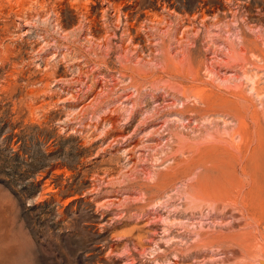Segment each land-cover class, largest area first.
<instances>
[{
  "label": "rangeland",
  "instance_id": "rangeland-1",
  "mask_svg": "<svg viewBox=\"0 0 264 264\" xmlns=\"http://www.w3.org/2000/svg\"><path fill=\"white\" fill-rule=\"evenodd\" d=\"M106 1L0 7V264H264V0Z\"/></svg>",
  "mask_w": 264,
  "mask_h": 264
},
{
  "label": "bare ground",
  "instance_id": "bare-ground-1",
  "mask_svg": "<svg viewBox=\"0 0 264 264\" xmlns=\"http://www.w3.org/2000/svg\"><path fill=\"white\" fill-rule=\"evenodd\" d=\"M41 1V2H40ZM66 1V0H65ZM80 1H82V0H67V3L68 2H73V4H75L76 5V10H79V11H81V13H80V15H82V18H88V17H91V20H89V23L90 24H93V26H95V14H96V12H98V9H96V7H97V2H98V0H86L84 3H87V4H89V5H85L84 3H83V5H81L80 4ZM101 2L102 1H104V0H100ZM127 1V0H126ZM131 1V0H130ZM135 2H136V0H134ZM134 1H132V2H134ZM229 1V0H228ZM22 1L21 0H0V7L1 6H7V7H9V8H13V5L14 6H17V7H20V8H22L23 7V4H24V2H25V0H23V2L21 3ZM30 2H32V3H34V4H39L40 5V7H41V9L42 8H46L47 7V5H46V3L47 2H50L51 3V10L54 12L55 10L54 9H56V8H60L61 10L60 11H62L63 9H65V8H67L68 6H65V5H63L64 3H62V0H30ZM121 2H125V0H121ZM132 2H128V3H126V4H129V6H132ZM175 2V1H174ZM185 2V1H184ZM226 2V1H225ZM106 3L107 4H109V5H111V6H113V8H114V11H115V14H116V20H119V18H120V15H123L124 16V24H125V26L126 27H123V28H125V30H127V31H129L131 28H134L133 27V24H130L128 21H132V20H137L138 19V15H135V13H134V7H135V4H133V6H132V8H129V10L128 11H126V12H124V11H121L120 10V8H122V6H121V4H118V5H116V3H120V1L119 0H107L106 1ZM153 3V2H152ZM198 3V4H197ZM196 4H197V6L195 7V14L197 13V14H201L202 16H205L206 17V15H208V13H212V14H214V12H216V10L218 11V8L217 9H215V11L213 12V9L211 10L210 8H209V6H207V3H206V1L205 0H199V2H197ZM220 3V2H219ZM123 4V3H122ZM227 4V3H226ZM231 4V3H230ZM71 5V4H70ZM101 5V4H100ZM148 5V4H147ZM153 5V4H152ZM171 5H174V4H171ZM170 5V6H171ZM176 5V4H175ZM33 6V5H32ZM61 6V7H60ZM73 6V5H72ZM155 6L156 7H160V8H165L166 6H165V1L164 0H155ZM222 6V5H221ZM34 7V6H33ZM82 7H84L83 9L84 10H82ZM151 7H153V6H151ZM178 7V6H177ZM211 7V6H210ZM217 7V6H216ZM19 8V9H20ZM87 8V11H86V13H84L83 14V12H85V9ZM176 8V7H175ZM174 8V9H175ZM179 8V7H178ZM177 8V9H178ZM214 8V7H213ZM221 8V7H220ZM224 8H227V7H223V12L225 11L224 10ZM8 9V8H7ZM23 9V8H22ZM110 9V8H109ZM151 9H154V8H151ZM167 9V8H166ZM228 9V8H227ZM136 10V9H135ZM138 10V9H137ZM148 10L150 11V9L148 8ZM147 10V11H148ZM179 10H180V8H179ZM185 10V9H184ZM192 10H194V9H192ZM191 10V11H192ZM220 10V9H219ZM222 10V9H221ZM18 11H20V10H18ZM143 11V10H142ZM141 11V12H142ZM147 11H145V12H147ZM159 11H161V10H159ZM177 11V10H176ZM10 12H11V10H10ZM104 10H99V13L101 14V16L103 17L104 15ZM145 12H143V13H145ZM156 12V11H155ZM155 12L153 13V11H152V14L150 15L149 13V15H150V17H152V18H154L153 20H155V22H161V20H157L156 19V14H155ZM170 12V11H169ZM172 12H173V10H172ZM186 12V11H185ZM98 13V14H99ZM106 13V12H105ZM217 13V12H216ZM221 13V12H220ZM90 14H93L92 16L90 15ZM167 14V13H166ZM173 14V13H172ZM177 14V13H176ZM218 14H219V12H218ZM224 14V13H223ZM58 15V14H57ZM63 15V14H62ZM95 15V16H94ZM168 15V14H167ZM166 15V16H167ZM178 15V17H180V15L179 14H177ZM186 15V14H185ZM200 15V16H201ZM144 16H147V15H145L144 14ZM160 16V15H159ZM182 16H184V13H183V15ZM188 16V15H187ZM187 16H186V18H187ZM196 16V15H195ZM215 15H213V17H214ZM217 16V15H216ZM63 17V16H62ZM106 17V16H105ZM122 17V16H121ZM149 17V16H148ZM185 17V16H184ZM192 17H194L193 15H192ZM191 17V18H192ZM60 18V17H59ZM140 18V17H139ZM159 18H161V17H159ZM188 18H189V16H188ZM204 18V17H203ZM63 19V18H62ZM90 19V18H89ZM97 19H99V18H97ZM101 19V18H100ZM105 19V18H104ZM163 19H165V17L163 18ZM182 19V18H181ZM185 19V18H184ZM216 19V18H215ZM57 20V19H56ZM84 20V19H83ZM87 20V19H86ZM115 20V21H116ZM146 20V19H145ZM153 20H151V22L153 21ZM176 20V19H175ZM183 20V19H182ZM188 20V19H187ZM204 21H205V18L203 19ZM202 20V21H203ZM144 21V20H143ZM143 21H141V22H143ZM178 21V20H177ZM181 21V20H180ZM191 21V20H190ZM61 22V21H60ZM88 22V21H87ZM97 22V21H96ZM120 22V21H119ZM140 22V23H141ZM147 21H145V23H146ZM150 22V21H149ZM148 22V23H149ZM163 22V21H162ZM161 22V23H162ZM186 22V21H185ZM106 23V22H105ZM133 23V22H132ZM139 23V22H138ZM138 23H137V25H138ZM144 23V24H145ZM158 23V25H160ZM180 23V22H179ZM181 23H183V22H181ZM180 23V24H181ZM90 24H89V26H90ZM111 24V23H110ZM116 24H118V23H116ZM147 24V23H146ZM153 24V23H152ZM187 24H188V22H187ZM157 24H156V26H158ZM87 26V25H86ZM88 26V27H89ZM123 26V25H122ZM147 26H150V24L149 25H147ZM153 26V25H152ZM161 26V25H160ZM190 26V25H189ZM112 27V26H111ZM115 27V26H114ZM113 27V29H115ZM137 27V26H136ZM135 27V28H136ZM139 27H141V26H139ZM144 27V26H143ZM79 28H81V27H79ZM105 28V27H104ZM153 28V27H152ZM102 29V28H101ZM110 29V28H109ZM117 29V28H116ZM138 29V28H137ZM157 29V28H156ZM79 30V29H78ZM251 30V29H250ZM249 30V31H250ZM97 31V30H96ZM111 31V30H110ZM113 31H115V30H113ZM126 31V32H127ZM131 31V30H130ZM133 31V30H132ZM107 32V31H106ZM113 33V32H112ZM129 33V32H128ZM254 33V32H253ZM130 34H131V32H130ZM134 36H137V37H134ZM136 38H138V35L136 34V35H133V37L132 38H130V39H136ZM245 38V37H244ZM245 42H246V40H244ZM133 45V44H132ZM245 49V48H244ZM189 50V49H188ZM126 51V50H125ZM260 56V55H259ZM245 57V56H244ZM186 127V126H185Z\"/></svg>",
  "mask_w": 264,
  "mask_h": 264
}]
</instances>
